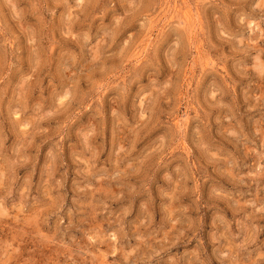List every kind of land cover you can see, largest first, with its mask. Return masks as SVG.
<instances>
[{
  "label": "clouds",
  "instance_id": "1",
  "mask_svg": "<svg viewBox=\"0 0 264 264\" xmlns=\"http://www.w3.org/2000/svg\"><path fill=\"white\" fill-rule=\"evenodd\" d=\"M0 264H264V0H0Z\"/></svg>",
  "mask_w": 264,
  "mask_h": 264
},
{
  "label": "rangeland",
  "instance_id": "2",
  "mask_svg": "<svg viewBox=\"0 0 264 264\" xmlns=\"http://www.w3.org/2000/svg\"><path fill=\"white\" fill-rule=\"evenodd\" d=\"M207 16H208V22H209V23H212V22H213V16H212V13L209 12V13L207 14ZM131 54H132V55L135 54V49L132 50V53H131ZM201 62L204 64V66H205V70L210 72L211 69H208V68H207V63H208L207 60L204 59V60H202ZM208 79H209L208 76L203 77V79H202V81H201V85H200L201 88H203V87L207 84Z\"/></svg>",
  "mask_w": 264,
  "mask_h": 264
}]
</instances>
